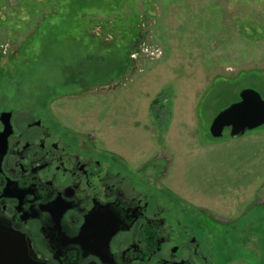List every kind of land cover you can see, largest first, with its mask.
Here are the masks:
<instances>
[{
    "label": "rangeland",
    "instance_id": "obj_1",
    "mask_svg": "<svg viewBox=\"0 0 264 264\" xmlns=\"http://www.w3.org/2000/svg\"><path fill=\"white\" fill-rule=\"evenodd\" d=\"M248 88L264 99V0H0V110L92 137L133 169L165 155L158 201L182 223L203 205L247 209L262 243L264 126L210 133Z\"/></svg>",
    "mask_w": 264,
    "mask_h": 264
},
{
    "label": "flooded vegetation",
    "instance_id": "obj_2",
    "mask_svg": "<svg viewBox=\"0 0 264 264\" xmlns=\"http://www.w3.org/2000/svg\"><path fill=\"white\" fill-rule=\"evenodd\" d=\"M97 146L30 111L0 110V252L16 235L36 264H264L252 212L203 205L182 223L158 201L165 155L133 169Z\"/></svg>",
    "mask_w": 264,
    "mask_h": 264
},
{
    "label": "water",
    "instance_id": "obj_3",
    "mask_svg": "<svg viewBox=\"0 0 264 264\" xmlns=\"http://www.w3.org/2000/svg\"><path fill=\"white\" fill-rule=\"evenodd\" d=\"M262 126H264V99L258 91L248 88L240 92L237 102L222 109L214 117L210 133L213 138L219 139L224 136L226 129H230V136L238 137ZM0 238L5 237L0 236ZM13 238L12 244L7 246L8 252H0V264H36L27 248L17 243L16 235Z\"/></svg>",
    "mask_w": 264,
    "mask_h": 264
}]
</instances>
